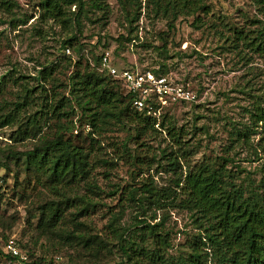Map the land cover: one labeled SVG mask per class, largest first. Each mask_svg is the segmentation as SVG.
<instances>
[{"label": "rangeland", "instance_id": "374dc122", "mask_svg": "<svg viewBox=\"0 0 264 264\" xmlns=\"http://www.w3.org/2000/svg\"><path fill=\"white\" fill-rule=\"evenodd\" d=\"M84 1L85 11L76 27L48 15L41 0H0V115L13 108L25 88L36 87L35 78L43 66L53 64L43 83L46 108L51 109L49 102L70 96V78L85 71L84 60L76 64L80 45L89 56L107 52L117 63L140 70L164 65L167 76L193 91L196 100L164 107L157 120L164 121V127L156 124L157 131L123 120L122 125H108L97 133L79 111L66 107L61 112L69 113L75 129L66 138L86 155L84 182H93L103 192L96 197L86 185L76 189L78 196L86 194L97 202L87 217L78 218L89 225L88 233L108 235L113 214L118 225H132L139 209L125 201L126 192L137 190L136 195L142 197L146 190H153L159 203L148 206V215L155 218L152 225L161 222L159 229L168 231L172 248L167 253L175 256L186 250L196 232L189 212L178 203L185 197L178 186L188 168L223 163V156H232L233 150L228 149L231 134L247 125L253 127L251 112L257 102L264 106V58L236 37L239 32L253 37L261 26L257 22H264L263 13L256 0H205L207 10L193 16L185 11L162 15L152 5L146 9L143 0L138 20L130 25L133 12L119 0ZM62 12L72 20L77 8L64 6ZM119 36L131 41L119 42ZM69 40L71 47L66 44ZM38 104L35 97L19 114L18 123L0 125V161L53 138L58 122L65 123L64 113L59 121L50 114L37 121L34 137L19 136L25 127L20 123L34 114ZM172 128L176 136L169 135ZM128 138L132 157L122 159L120 145ZM235 158L239 162L244 156ZM241 164L248 169L253 165ZM227 168L234 170L230 164ZM26 173L22 168L17 172L11 163L8 171L0 169V264L7 263L4 244L10 239L31 259L59 257L56 264H125L117 249L106 258L95 259L72 240L65 243L41 235L39 206L55 201V196L35 174ZM113 190L122 191L123 201L119 191L110 197ZM72 205L67 218L76 210ZM140 261L146 263L143 258Z\"/></svg>", "mask_w": 264, "mask_h": 264}, {"label": "trees", "instance_id": "16d2710c", "mask_svg": "<svg viewBox=\"0 0 264 264\" xmlns=\"http://www.w3.org/2000/svg\"><path fill=\"white\" fill-rule=\"evenodd\" d=\"M142 1L119 0L133 12L130 14V25L138 20L143 9ZM256 4L264 16V0H256ZM41 5L51 17L67 21L76 27L86 6L84 0H41ZM145 5L146 9L148 5H152V9L162 15L185 11L188 16H193L199 11L207 10L205 0H145ZM64 6L77 8V14L72 20L63 15ZM257 23L261 26L253 37H248L243 32H239L236 37L238 40L247 41V45L264 58V22ZM123 40L131 41L123 36L117 39L119 42ZM71 41L66 43L70 47ZM77 53L76 64L79 65L80 61L84 60L85 71L82 74L76 72L70 78V96L49 102L51 109L46 108L48 102L44 97L43 83L52 71L53 64L43 66L36 75V87L25 88L13 108L0 115L1 126L18 123L19 114L23 113L36 97L39 100L38 109L20 123L25 124V127L18 133L21 137L32 138L36 134L33 130L38 120L51 114L59 121L60 115L64 113L65 123L58 122V129L53 138L42 140L32 150L10 153L4 161H0V169L5 171L9 170L11 163L17 172L22 168L26 174H35L38 181L55 196V201L39 206L38 227L41 235L57 238L65 243L72 240L95 259L106 258L113 253V249H117L125 264H143L141 258L145 264H264V106L258 102L250 114L253 127L247 125L231 134L228 149L233 150V155L223 156V163H201L188 168L182 186H178L185 196L178 203L189 212L196 231L191 235L184 252L181 251L175 256L167 253L168 249L172 248L168 231L159 229L161 222L151 224L155 218L148 215V206L159 203L158 195L153 190H146L142 197L136 195L137 190L126 192L125 201L139 209L132 225H118L117 216L113 214L107 224L108 235L88 233L89 225L78 218L87 217L97 202L86 194L78 196L76 189L86 185L96 197L103 192L93 182H84L87 175L86 155L66 138V135L72 134L75 129L69 120V113L64 112L65 108L69 107V111H79L80 116L84 117L94 132L108 125L123 123V120L149 126L153 131H157L155 125L164 127V121L158 123V117L133 108L132 95L126 91L123 84L99 70L102 55L94 56L95 54L90 53L89 56L82 45L78 47ZM67 59L70 61V58ZM90 60L91 65L88 63ZM112 62L118 69H135L113 59ZM146 70L152 71L156 76L167 75L164 65ZM63 108L64 111L61 112ZM168 133L177 135L174 128L168 130ZM130 140L128 138L120 145L122 159L132 157L128 145ZM238 154L244 158L236 162L235 156ZM241 162L253 164L252 168L242 166ZM228 164L234 170L227 168ZM104 165L109 164L104 162ZM118 191L119 199L123 201L121 190H113L110 197ZM76 199H79L77 204ZM72 203L76 205V210L67 218L66 212L74 207ZM3 256L6 260L9 258L5 253ZM27 256L35 264L44 262L43 258L31 259V256Z\"/></svg>", "mask_w": 264, "mask_h": 264}, {"label": "built area", "instance_id": "2783aa9c", "mask_svg": "<svg viewBox=\"0 0 264 264\" xmlns=\"http://www.w3.org/2000/svg\"><path fill=\"white\" fill-rule=\"evenodd\" d=\"M99 70L119 80L126 91L132 95V106L139 112L158 117L168 105L190 103L196 96L189 88L178 84L167 75L156 76L150 70L118 69L112 62L110 54H102ZM4 253L9 257L6 264H35L27 254L20 250L14 239L4 244ZM59 257L44 261L42 264H56Z\"/></svg>", "mask_w": 264, "mask_h": 264}]
</instances>
